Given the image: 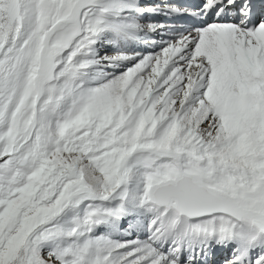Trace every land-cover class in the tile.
<instances>
[{
	"label": "snow or ice",
	"instance_id": "snow-or-ice-1",
	"mask_svg": "<svg viewBox=\"0 0 264 264\" xmlns=\"http://www.w3.org/2000/svg\"><path fill=\"white\" fill-rule=\"evenodd\" d=\"M0 264H264V0H0Z\"/></svg>",
	"mask_w": 264,
	"mask_h": 264
}]
</instances>
